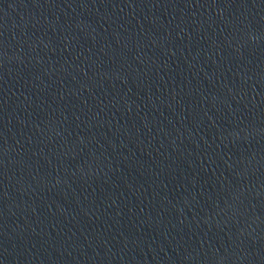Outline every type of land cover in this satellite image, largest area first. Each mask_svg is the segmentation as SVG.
Segmentation results:
<instances>
[{"label": "water", "instance_id": "water-1", "mask_svg": "<svg viewBox=\"0 0 264 264\" xmlns=\"http://www.w3.org/2000/svg\"><path fill=\"white\" fill-rule=\"evenodd\" d=\"M0 264H264V0H0Z\"/></svg>", "mask_w": 264, "mask_h": 264}]
</instances>
